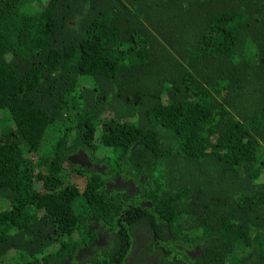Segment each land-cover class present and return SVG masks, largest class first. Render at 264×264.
<instances>
[{"label": "trees", "instance_id": "16d2710c", "mask_svg": "<svg viewBox=\"0 0 264 264\" xmlns=\"http://www.w3.org/2000/svg\"><path fill=\"white\" fill-rule=\"evenodd\" d=\"M146 258L264 264V0H0V264Z\"/></svg>", "mask_w": 264, "mask_h": 264}, {"label": "flooded vegetation", "instance_id": "af4514ba", "mask_svg": "<svg viewBox=\"0 0 264 264\" xmlns=\"http://www.w3.org/2000/svg\"><path fill=\"white\" fill-rule=\"evenodd\" d=\"M201 251H194L193 253H191L193 256H197L199 255ZM135 256H138V251H134ZM129 264H131V261H129ZM146 264H153L152 261H149L148 258H146Z\"/></svg>", "mask_w": 264, "mask_h": 264}]
</instances>
